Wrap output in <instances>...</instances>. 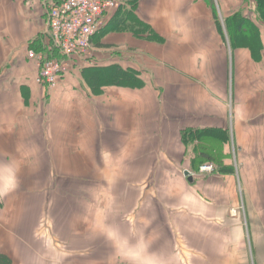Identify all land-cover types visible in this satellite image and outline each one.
Here are the masks:
<instances>
[{"label": "crops", "instance_id": "0c3cea01", "mask_svg": "<svg viewBox=\"0 0 264 264\" xmlns=\"http://www.w3.org/2000/svg\"><path fill=\"white\" fill-rule=\"evenodd\" d=\"M51 1L0 0V149L13 150L17 161H66V187L61 186L59 191H55L70 195L76 201L77 211L85 210L87 215L91 212V205L74 199L88 193L96 200L102 198L96 211L109 215L110 223L122 205L126 213L135 218L138 213L150 211L151 198H171V193H176L177 202L167 205L157 200L160 206L151 207L168 215L167 224L155 228L144 221V227L136 226V223L135 227H130L144 229L146 241L142 242V251L146 255L145 264H264V237H261L264 218L258 220L262 234L254 241L250 237L246 239L249 234L247 221L231 223L234 238L232 226L226 221L230 212H222L223 220L218 221L220 207L226 208V203L233 201L218 203L210 195L214 191L223 193L227 190L230 197H234L233 173L196 176L190 162L193 153L186 148L181 137L184 126L201 127L206 122L211 123L208 122L210 119L213 121L211 126L221 115L217 116L211 109L186 110V99L181 94L184 91L181 89L182 81L173 77L169 83V77H164V73L160 77L142 80V86L138 87L103 81L96 85L91 83L90 72L94 69L99 71L115 66L132 69L127 66L129 63L120 65L118 59L124 54L132 55L131 52L141 42L139 37L144 32H137L138 25L143 24L146 29L163 35L162 31L169 22L179 21L180 2L183 0H145L146 9H139L138 5L143 6L140 0V4L120 0L123 6L102 16V24L91 39V48L100 56L101 63L92 66L81 57L73 58L71 70L53 88L35 82L36 66L27 55L29 50L50 54L47 11ZM172 30L176 36L189 37L193 46L201 34L193 30L188 36L178 29ZM260 36L264 37V34L260 33ZM194 49L190 51L191 58L185 59L187 68L192 65L193 70L200 62ZM55 54L52 50V55ZM177 59L170 64L174 68H182L184 62ZM209 61L211 63L204 66L210 69L213 63L214 69L216 58L211 57ZM167 67L171 69V66ZM180 79L183 80V76ZM172 85L176 88L169 92ZM165 162L171 167L176 166V169L156 173V167L163 166ZM177 166L182 168L181 174L177 172ZM185 171L192 176V181L184 175ZM157 174V181L171 182L170 189L163 186L158 191L152 189ZM71 177L79 181L78 189L69 188ZM242 179L246 183L248 178L243 175ZM215 181L221 182L216 188ZM102 186L109 188L106 193L99 192ZM118 186L119 191L116 189ZM123 187L126 199L121 201L122 194L117 192ZM52 212L57 211L53 209ZM5 213L8 220L11 212L0 208V221ZM20 213H24L23 210ZM128 221H124L123 226L112 228V242L116 246L120 243L115 235L120 230L125 233L130 230ZM3 229L5 238L2 239L0 234V253L13 264H30L23 263L22 258L28 255V244L9 242L15 235L14 231L20 232L23 227L9 224L0 227ZM69 232L67 227L63 239L52 240V255L49 248L48 257H43L44 262L39 264H61V259L72 264L73 256L79 254L88 260V246L92 245L96 247L94 258L90 257L91 260L86 262L81 259L80 263H104V250L99 254V245L103 247L105 243L103 237L77 242L79 238L67 237ZM131 236L134 235L123 234V237ZM72 246L75 248H69Z\"/></svg>", "mask_w": 264, "mask_h": 264}, {"label": "rangeland", "instance_id": "374dc122", "mask_svg": "<svg viewBox=\"0 0 264 264\" xmlns=\"http://www.w3.org/2000/svg\"><path fill=\"white\" fill-rule=\"evenodd\" d=\"M126 2L128 4H136V2L140 4L139 0ZM140 2L143 6L138 5L139 9H146L145 0H140ZM180 5L179 21L174 24L169 22V26H165V30L162 31L163 35L154 32L152 29H146L143 24L138 25L137 32L138 30L144 32L139 37L141 42L131 52L132 55L130 53L124 54L118 61H120V65L123 62H125L124 64L129 63L127 66L136 71L143 81L152 79V77H160L162 73H164V77L168 75L169 83H171L173 77L178 78L183 83L181 89L184 91L181 94L183 99H186V110L200 109L204 111L211 109L216 112L217 116L221 115V117L215 119V123L211 126L209 125L213 121L210 119L208 122L211 123L206 122L201 127L184 126L182 131H187L190 128L206 127L226 131L229 155L225 157L218 154L217 159L222 160L223 163L225 161V163H228L227 165H231L230 167L233 168L232 175L235 184L232 187L234 197L231 198L230 192L227 190H224L223 193L214 191L210 195L215 197L214 199L218 203L233 201L232 203H226L228 205L225 206L228 208L220 207L218 221L223 220L221 219L222 212L225 214L228 210L230 212V217H226L228 224L247 221L249 223V234L245 235L246 239L250 237L254 241L262 234V229L258 226V220L261 219L260 217L264 218V45L262 44V52L258 56L255 55V58L248 49L232 48L226 33L224 19L226 16L240 10L244 15L251 17L260 29L264 27L255 18V3L253 0H211L210 3L205 0H183ZM174 28L188 36L192 35L193 30L200 31L199 41L195 40V46H193L189 37L184 38L172 34ZM260 33L264 34V30H260ZM261 41H264V37H261ZM91 47L90 43V48L81 56V60L94 66L97 62L101 63V58L95 54V50L93 51ZM192 49H194L195 56L200 61L199 65L194 66L196 67L194 70L192 65V69L187 68L185 61V59L191 58L190 51H193ZM176 50L178 52H175ZM54 57L63 58L60 54H55ZM211 57L212 59L216 58L214 69L213 63L210 69L204 66L206 63H211L209 61ZM176 59L184 62L182 68L180 66L177 69L170 64ZM72 62L73 60H71V64ZM167 66H171V69ZM180 76H183V80L180 79ZM172 88H176V86H170L168 88L169 92ZM213 136L214 139L212 138L210 143L217 147L215 141L217 142V138H221V134L216 133ZM185 138L184 144L191 151L196 143H200V141L189 140V136ZM13 152V150L6 147L0 149V208L11 212L8 213V220L6 218L7 214H2L0 227L3 228L9 224H19L23 227L20 232L16 229L13 238L8 239L11 244L20 241L28 244L26 245L28 255L22 256L23 263L33 264L36 262L39 264L40 261L44 262L43 257H48L49 248L52 255V240L63 239L67 227L70 231L67 237L79 238L77 242L83 240L90 242L94 238H104V246L99 245V254L102 249L104 250L103 264L147 263L144 260L146 255L142 251L144 249L142 242L146 241L144 229L137 227L135 230L130 227H135V223L136 226H143L144 221L155 228L167 224L168 215L153 210L151 207L158 208L160 206L158 201L160 200L167 205L174 203L177 197L176 193L172 192L171 198H151L150 211L138 213L135 218L126 213L127 210L122 205L116 214L117 216L114 217L115 221L112 218V223H110L109 215H104L103 211L100 210L98 213L96 211L102 198L97 199V201L92 194L88 193L85 197L79 195L74 199L78 200V203L91 205V212H93L91 217V212L87 215V212L84 213L85 210L83 212L77 211L78 207L75 208L76 205L74 204L76 201L74 202L70 195L56 192L62 188L61 186L66 187L64 181L65 176L68 177L65 168L66 161H17ZM190 162L193 168L195 162H192V160ZM216 163L215 160H206L200 163L196 170L193 168V173L199 177L215 175L217 173ZM203 164H211L213 170L211 172L200 171ZM156 168H158L156 173L160 174L165 173V170L168 172L174 171L176 166L171 167L165 162L163 166H157ZM180 170L182 168L177 166V172L181 174ZM243 175L248 178L246 183L243 182ZM157 177L158 174L156 181L152 182L154 191H158L161 186L166 189L171 188V182L157 181ZM69 182L71 184L69 188L78 189L79 181L71 177ZM219 182H214L215 188L216 185H219ZM124 184L125 182L122 183L123 186ZM225 187H227V183ZM107 188V186L99 187V192L106 193ZM119 188L118 186L116 189L119 191ZM123 190L124 187L121 188L120 192H117L119 195L122 194L121 201L126 199ZM145 208H142V210H145ZM53 209L57 212H52ZM22 210L24 213H20ZM12 211L19 212L12 213ZM129 219H131V222L128 221ZM124 221H128L130 230L127 233L120 230L115 235L120 243V246H116L112 242L114 235L112 228L123 226ZM232 224L231 231L235 238ZM242 230L245 232L243 227ZM1 231L0 234L3 239L5 238V232L4 229ZM123 234L134 236L127 238L123 237ZM261 237H264V234ZM136 241H139L137 245H135ZM94 246H88L89 252L87 255L90 260V257L94 258L96 254V247L94 248ZM78 247L80 248L81 245ZM69 248L73 249L75 246ZM81 259L85 262L89 260H85L84 255L79 254L77 257L73 256L71 263L84 264L80 263ZM60 262L66 264L63 259ZM16 264L19 263L16 262ZM67 264H69L68 261Z\"/></svg>", "mask_w": 264, "mask_h": 264}, {"label": "built area", "instance_id": "2783aa9c", "mask_svg": "<svg viewBox=\"0 0 264 264\" xmlns=\"http://www.w3.org/2000/svg\"><path fill=\"white\" fill-rule=\"evenodd\" d=\"M120 0H53L48 5L47 33L49 52L28 51L36 66L35 82L53 88L71 69V60L90 48L93 35L102 24L105 13L121 8ZM52 50L63 58H56ZM211 164H203L202 172H211Z\"/></svg>", "mask_w": 264, "mask_h": 264}, {"label": "trees", "instance_id": "16d2710c", "mask_svg": "<svg viewBox=\"0 0 264 264\" xmlns=\"http://www.w3.org/2000/svg\"><path fill=\"white\" fill-rule=\"evenodd\" d=\"M210 3L211 0H205ZM255 3L254 14L258 22L264 25V0H253ZM226 24V33L228 40L232 48H244L248 49L251 55L255 58L262 52V41L260 36L259 27L252 20L251 17L244 15L240 10L228 15L224 19ZM260 50V51H259ZM258 61V60H257ZM90 79L92 85H96L100 82H113L121 85H131L134 87L142 86V79L139 74L132 70H124L118 66L108 67L106 69H98L90 72ZM220 133L221 138H217L215 144L217 147L212 145L210 142L214 139V134ZM189 136V140L200 143H196L192 149L193 157L192 162L195 164L193 168L196 170L198 165L206 160H215L216 171L220 173H232L233 168L228 163H223L222 160H218V154L227 157L229 155L226 150L228 144V137L226 131L223 129L216 128H190L187 131L181 132L183 142L186 141L185 137ZM204 141V143H202ZM198 144V145H197ZM222 148V149H221ZM225 148V149H224ZM222 161V162H221ZM192 168V169H193ZM0 264H13L12 261L5 255L0 253Z\"/></svg>", "mask_w": 264, "mask_h": 264}, {"label": "water", "instance_id": "95a60500", "mask_svg": "<svg viewBox=\"0 0 264 264\" xmlns=\"http://www.w3.org/2000/svg\"><path fill=\"white\" fill-rule=\"evenodd\" d=\"M184 175L188 177V180H189V181H192V176L189 174L188 171H185V172H184Z\"/></svg>", "mask_w": 264, "mask_h": 264}]
</instances>
